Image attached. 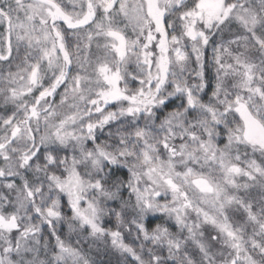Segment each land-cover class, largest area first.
<instances>
[{
	"label": "snow or ice",
	"instance_id": "6c2138e0",
	"mask_svg": "<svg viewBox=\"0 0 264 264\" xmlns=\"http://www.w3.org/2000/svg\"><path fill=\"white\" fill-rule=\"evenodd\" d=\"M0 264H264V0H0Z\"/></svg>",
	"mask_w": 264,
	"mask_h": 264
},
{
	"label": "trees",
	"instance_id": "16d2710c",
	"mask_svg": "<svg viewBox=\"0 0 264 264\" xmlns=\"http://www.w3.org/2000/svg\"><path fill=\"white\" fill-rule=\"evenodd\" d=\"M96 259H98L100 261H107L109 259V257L106 255H101L100 257H96Z\"/></svg>",
	"mask_w": 264,
	"mask_h": 264
}]
</instances>
